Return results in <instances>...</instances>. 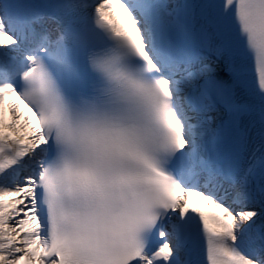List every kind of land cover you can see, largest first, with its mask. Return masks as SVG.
<instances>
[{
	"label": "snow or ice",
	"instance_id": "6c2138e0",
	"mask_svg": "<svg viewBox=\"0 0 264 264\" xmlns=\"http://www.w3.org/2000/svg\"><path fill=\"white\" fill-rule=\"evenodd\" d=\"M0 264H264V0H0Z\"/></svg>",
	"mask_w": 264,
	"mask_h": 264
}]
</instances>
